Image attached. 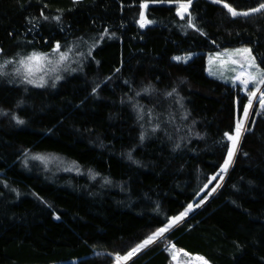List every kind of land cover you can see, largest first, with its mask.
Listing matches in <instances>:
<instances>
[{"label": "trees", "instance_id": "obj_1", "mask_svg": "<svg viewBox=\"0 0 264 264\" xmlns=\"http://www.w3.org/2000/svg\"><path fill=\"white\" fill-rule=\"evenodd\" d=\"M144 2L0 0V264H115L196 202L127 264H172L171 248L264 264V109L255 104L234 165L212 180L249 96L207 75V55L225 49L251 47L260 63L264 18L192 0L181 19L177 3ZM141 12L153 23L142 28ZM57 43L86 52L43 87L3 64ZM184 55L195 56L174 60Z\"/></svg>", "mask_w": 264, "mask_h": 264}, {"label": "snow or ice", "instance_id": "obj_2", "mask_svg": "<svg viewBox=\"0 0 264 264\" xmlns=\"http://www.w3.org/2000/svg\"><path fill=\"white\" fill-rule=\"evenodd\" d=\"M76 2H79V0H76ZM215 4H223V7L227 9V12L231 15L232 18H244L245 21L248 20V18L255 16V15H262V18H264V2H261L256 7H251L247 10H238L236 7H233L232 4L224 2V0H212ZM152 3H177V15L181 17V19H184V14L188 12V9L191 6L192 0H187V2H184V0H152ZM141 8L147 10L149 7V4L146 0L143 4L140 5ZM191 17V13H188ZM44 20H48V16L43 17ZM56 21H60V16L53 17ZM140 26L146 27L148 24L153 23L152 20H149L146 18V15L144 12H141L140 14ZM187 26L190 28L195 29L196 31H200V29L197 27V25L194 23V17L187 20ZM107 34V33H105ZM215 43V41H213ZM61 45L59 43L56 44L54 52L57 53V57L54 59H50L47 54H38L36 52H33L31 55H28L26 57H22L19 60V64L26 69V74L24 75V79L27 80L28 83L34 84L36 81L34 79H31L30 77L34 76L35 71L37 69H43L44 67L48 65H54V68H50L49 70H56L60 65H62L65 61L69 58V52L61 51ZM71 51V50H69ZM0 53H2V49H0ZM177 61H180L181 57H175ZM216 60L220 62L221 68L227 66V65H239L241 71L236 74L235 77L231 78L233 84L236 83V81H239L241 85H243L244 91L248 93L249 97H251L248 100L247 105L243 107V120L237 119L235 122L234 131L232 132H225L224 136L227 138V140L230 142V147L227 148L226 151V157L223 161L222 166L220 167L219 173L212 176V180L217 179V175H219L220 180H223L224 175H226L229 171V169L234 165L235 157L239 151V146L241 143L242 138L244 135L252 131L251 126H247L246 122L249 120L250 116V109L253 107V100L259 99L260 108L264 109V91H262V88H264V68H261L260 64H264V58L261 59L260 63H257V57L253 54L252 48L248 46L236 48V49H225L222 53H217ZM186 62V61H184ZM213 62V58H209L210 65ZM119 71V69H117ZM209 71L211 74L216 75V72L213 71V69L210 67ZM17 72L19 73V69H17ZM3 74V73H0ZM60 76H57L56 79H60ZM249 84L254 85V90H249ZM38 87H43V84H37ZM259 93V96L257 97V94ZM169 96L172 95L171 92L168 93ZM18 123L23 124L24 121L17 120ZM143 139V136L141 137ZM179 147V145H177ZM244 155H248L247 153H244ZM35 159H44V157L36 156ZM129 158H131V154H129ZM220 185L217 184L214 188H212V191L214 192L217 187ZM207 187V185H205ZM197 207L199 204L196 205ZM193 209V205L189 204L187 206V209L178 215L171 216L167 222L164 224V226L159 227L156 231H154L152 234L148 235L146 238H144L141 242L137 243L134 247H132L129 251H127L126 254H119L117 253L115 255V264H127L128 261H130L134 256L139 254L142 250L148 248L149 246L155 244L159 239L163 238L165 233L170 232V230L178 227L188 216L189 212ZM59 219V217H57ZM197 259L200 261V264H209V261L203 257H197Z\"/></svg>", "mask_w": 264, "mask_h": 264}, {"label": "rangeland", "instance_id": "obj_3", "mask_svg": "<svg viewBox=\"0 0 264 264\" xmlns=\"http://www.w3.org/2000/svg\"><path fill=\"white\" fill-rule=\"evenodd\" d=\"M221 5H223V4H221ZM188 11H189V9H188ZM184 15H186V13ZM69 50H71V51H69ZM69 50H67V52H69V58H68V60L65 61L62 65H60L56 70H54V71L49 70L50 68H54L55 66L54 65H48V66L44 67L43 69H37L35 71L34 76H32L30 78L31 79H34L36 81V83H38V84H40V83L44 84V83H48L49 80L51 82H55L57 76H60L61 77L65 73L67 74L68 72H70L69 68H70L71 64L73 65V64L77 63V61L79 59L84 58L83 53L86 52V51L84 49L83 50H78V48H75L74 46H73V48H69ZM222 52L223 51L216 52V53H211V54H208L207 55V75L210 76L211 78H214L216 80H219V81H221V82H223L225 84H232L233 82H232V79L231 78L235 77L236 74L241 71V69H240L239 65H231V64L230 65H227V66H225L223 68H221L220 62L218 60H216L215 57H216L217 53H222ZM57 55L58 54L54 52V53H52V54H50L48 56H49L50 59H54V58L57 57ZM194 56L195 55L177 56V57H181L182 59L180 61H177L174 58V60L177 61V62H184V61L188 62ZM210 57L213 58V62H212L211 65L209 63V58ZM21 58L22 57H20L17 61H13V60L5 61V62H3V64H7L8 66H11V71L13 73H15V74H21L22 77L24 78V75L26 74V69H24L19 64V60ZM210 67L213 69V71L216 72V75H213V74L210 73V71H209V68ZM17 69H19V73L17 72ZM36 83H34V84H36ZM234 85L237 86V87H239L241 89L242 95H248V93L244 91L243 85H241L239 83V81H236V83ZM249 90H254V85L249 84ZM262 91H264V88H262ZM258 96H259V93L257 94V97ZM250 98L251 97H249V99ZM256 103H259V99L258 98L253 100V107H252V109H250V114L252 113V110H253V108H254V106H255ZM259 108H260V104H259ZM249 118H250V116H249ZM239 119L243 120V115H242V117H239ZM247 122H246V124H247ZM60 164L63 165L62 162H60ZM57 168L64 169V170H67L68 169L67 167H65V165H63V166L58 165ZM196 203L193 204V209L189 212V214H188L187 217H189L194 210H196L199 206L201 207L202 204H203V203L200 202V203H198L199 206L197 207L196 206ZM168 233H165L164 237ZM163 238L159 239L158 241L162 240ZM146 249H144V250H146ZM144 250H142L141 252H143ZM170 252H171V256H172V264H200V261L197 259V257H201V256H198V255L197 256L196 255L191 256V255H187V254L185 255V254H183L184 252H182V254H181L179 251H177V250H175L173 248H171ZM139 254H137V255H139Z\"/></svg>", "mask_w": 264, "mask_h": 264}]
</instances>
